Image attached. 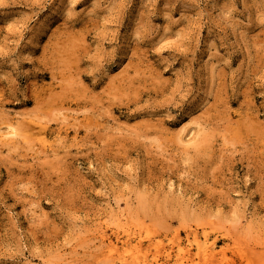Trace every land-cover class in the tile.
I'll list each match as a JSON object with an SVG mask.
<instances>
[{
    "label": "rangeland",
    "instance_id": "obj_1",
    "mask_svg": "<svg viewBox=\"0 0 264 264\" xmlns=\"http://www.w3.org/2000/svg\"><path fill=\"white\" fill-rule=\"evenodd\" d=\"M204 233L264 264V0H0V264Z\"/></svg>",
    "mask_w": 264,
    "mask_h": 264
},
{
    "label": "bare ground",
    "instance_id": "obj_2",
    "mask_svg": "<svg viewBox=\"0 0 264 264\" xmlns=\"http://www.w3.org/2000/svg\"><path fill=\"white\" fill-rule=\"evenodd\" d=\"M10 124V123H9ZM9 124H8V126H9ZM12 125H13V123H12ZM11 126V125H10ZM9 126V127H10ZM13 127V126H12ZM12 127H10V128H12ZM8 129V127L5 129L6 130V132L8 131L7 130ZM13 129H15V126L13 127ZM4 130V129H3ZM4 130V131H5ZM10 130V129H9ZM12 130V129H11ZM16 130V133H15V135L17 134V135H19L18 134V132H17V129H15ZM2 131V130H1ZM1 132L3 135H6V134H8V132L7 133H5V132ZM12 132V133H13ZM9 133H11L10 131H9ZM11 133V134H12ZM1 134V135H2ZM9 135L11 138H9V139H15L16 138V136H14V135ZM15 137V138H12V137ZM4 136H2V138H3ZM1 138V139H2ZM6 138H7V136H6ZM5 140V139H4ZM45 140H47V139H45ZM7 142V141H6ZM12 142H14V140L12 141ZM203 225V224H202ZM201 225V226H202ZM194 229V228H193ZM198 229V228H197ZM197 229H195V237L196 238H198L196 235V233H198V232H196L197 231ZM127 231H129V230H127ZM127 231H126V233H127ZM194 231V230H193ZM125 232V231H124ZM135 232V231H134ZM141 232V231H140ZM136 233H137V231H136ZM134 234V233H133ZM138 234V233H137ZM210 234V233H209ZM130 235H132V234H129V232H128V234H126V236H128V237H130ZM135 236H136V234H134ZM140 235V234H139ZM192 235V234H191ZM211 235V234H210ZM142 236V235H141ZM199 236V235H198ZM134 237V236H133ZM139 237V236H138ZM143 237V240L145 239L144 238V235L142 236ZM217 237V236H216ZM219 237V236H218ZM217 237V238H218ZM199 239V238H198ZM204 249H203V252H202V254L204 253V256L205 257H202V258H204L206 261V263L205 264H210V262L212 263V262H214L215 261V258H216V256H217V254L218 253H220V251H221V253L223 252L222 251V248H220V249H218V250H220V251H216L217 250V248H216V241L215 240H213V241H211V238H210V236L208 235V233H204ZM214 239H216V238H214ZM134 240H136V242L134 241H132V240H130V238H127V240H125L124 242H123V247H125L124 248V251H125V253L124 252H122L123 254L119 257V258H121L122 260V262H123V264H157V262H159V261H157V259L155 260L154 258H153V260H150V259H148L149 257H148V254L150 253L148 250L145 252L144 251V249L142 248V247H144L143 246V242H142V239H134ZM219 240V239H218ZM152 242V241H151ZM199 242V241H198ZM151 244H153L154 245V247H156L155 249H157V251H155V252H157L158 253V251L159 250H161L160 249V247L162 246L161 245V243L160 242H152ZM218 244V243H217ZM127 246V247H126ZM148 247V246H147ZM162 248V247H161ZM165 248V247H164ZM171 248V247H170ZM121 249V248H120ZM147 249V248H146ZM189 250H183V249H181V254L183 255V257H182V255L181 254H179L180 256H181V262L179 261V260H177V263L178 264H187V262H189V261H195L194 259V257L193 256H195V255H193L192 253H191V251H190V248H188ZM122 250V249H121ZM120 250V251H121ZM201 250V249H200ZM199 250V251H200ZM224 250V249H223ZM117 251H119V246H118V244H116V243H112L111 242V245H110V247H109V251H108V253L109 254H113L114 252H117ZM170 251V250H169ZM149 252V253H148ZM152 252H153V250H152ZM154 252V253H155ZM162 252H163V250H162ZM201 252V251H200ZM218 252V253H217ZM120 253V252H119ZM143 253V254H142ZM154 253H152V254H154ZM161 253V252H160ZM107 254V253H106ZM109 254H107V255H109ZM117 257L119 256V255H117L116 253H114ZM163 254V253H162ZM197 254H199V252L197 253ZM156 255V254H155ZM160 255V254H159ZM159 255H156V258H157V256L159 257ZM170 254H168V256H169ZM219 255V254H218ZM109 256H111V255H109ZM113 256V255H112ZM149 256H150V254H149ZM177 256V258H178V255H176ZM152 257V256H151ZM150 257V258H151ZM167 257V256H166ZM165 257V258H166ZM113 258H116V257H114L113 256ZM170 258H171V255H170ZM198 258H199V256H198ZM168 259V258H167ZM197 259V258H196ZM203 259V260H204ZM112 260V259H111ZM168 261V260H167ZM179 261V262H178ZM199 261V260H198ZM122 262H121V264H122ZM203 262V261H202ZM190 263V262H189ZM197 263V262H196ZM199 263H200V261H199ZM203 263V264H204ZM120 264V263H119ZM176 264V263H175ZM215 264V263H214Z\"/></svg>",
    "mask_w": 264,
    "mask_h": 264
}]
</instances>
